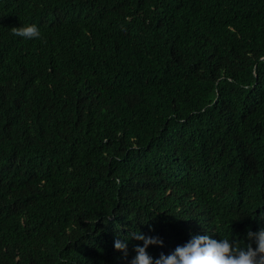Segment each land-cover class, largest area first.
Here are the masks:
<instances>
[{
	"label": "trees",
	"instance_id": "1",
	"mask_svg": "<svg viewBox=\"0 0 264 264\" xmlns=\"http://www.w3.org/2000/svg\"><path fill=\"white\" fill-rule=\"evenodd\" d=\"M21 1L0 0V264L264 227V0H31L18 64Z\"/></svg>",
	"mask_w": 264,
	"mask_h": 264
},
{
	"label": "clouds",
	"instance_id": "2",
	"mask_svg": "<svg viewBox=\"0 0 264 264\" xmlns=\"http://www.w3.org/2000/svg\"><path fill=\"white\" fill-rule=\"evenodd\" d=\"M30 10V12H28ZM15 11L20 15H26L13 25H6L8 31L13 33L19 40L14 46L11 45L14 60L19 64L28 54L22 51L21 46L31 47L32 42L40 43L41 30L46 24L37 23V7L30 0L27 3L23 0L15 6ZM61 14L52 11V21L57 20ZM47 14L43 18H46ZM216 233V230H212ZM202 230L184 244L178 245L168 254L161 253L159 257L149 254L148 248L153 245H163L159 236L147 235L138 228L128 235L117 238L114 242L115 249L120 251L124 258L128 255L130 240L142 241L135 245L136 255L132 258L131 264H264V227L257 231L248 229L243 240L234 239L232 233L221 234L219 239L215 238L216 233ZM202 233V234H199Z\"/></svg>",
	"mask_w": 264,
	"mask_h": 264
},
{
	"label": "bare ground",
	"instance_id": "3",
	"mask_svg": "<svg viewBox=\"0 0 264 264\" xmlns=\"http://www.w3.org/2000/svg\"><path fill=\"white\" fill-rule=\"evenodd\" d=\"M145 88V87H144Z\"/></svg>",
	"mask_w": 264,
	"mask_h": 264
}]
</instances>
